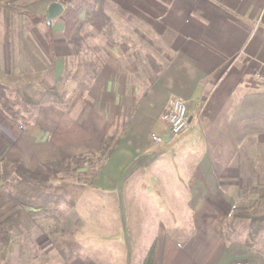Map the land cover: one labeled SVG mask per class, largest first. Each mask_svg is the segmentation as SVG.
Here are the masks:
<instances>
[{
  "label": "crops",
  "instance_id": "obj_1",
  "mask_svg": "<svg viewBox=\"0 0 264 264\" xmlns=\"http://www.w3.org/2000/svg\"><path fill=\"white\" fill-rule=\"evenodd\" d=\"M28 1L26 9L41 17L47 15L53 1L64 7L50 27L39 22L29 33L35 37L33 45L37 43L41 51L53 54L56 76L48 81L54 86L65 70L73 43L65 37V0ZM104 3L140 22L145 27L140 33L143 37L163 38L170 53L168 59L159 69L143 70L144 63L126 59L121 45L105 42L87 55L92 65L87 66L91 70L86 88H74L70 108H41L32 119L22 115V129L17 122L0 117V147L31 170L58 158L98 154L107 148L93 175L94 190L122 197L140 195L144 203L135 211H147V206L156 202L171 204L174 210L181 207L186 215L159 225L139 254V264L143 253L152 247L153 264H264L263 256L250 258L229 249L225 231L236 208L238 181L264 179L262 156L256 157L264 148V84L254 80V75L264 70V0ZM91 27L84 22L78 36L92 34ZM9 32L6 39H0L2 51L9 44ZM16 40L13 45L19 52L27 50V40ZM156 61L158 67L157 57ZM175 98L187 102L191 119L176 137L170 135L161 119V113ZM243 103L246 122L248 118L253 122L250 130L263 127L262 133L243 141L250 143L247 148L253 167L248 169L238 155L243 142L238 143L235 133V115ZM153 132L163 140L152 141ZM114 134L117 138L110 145L107 140ZM196 134L199 136L194 139ZM179 195L181 200L175 198ZM128 204L121 203L118 211L126 213ZM78 206L89 212L99 210L89 201H81ZM78 206L74 207L79 210ZM123 218L119 225L124 240L131 244L128 227L132 222L126 215ZM170 227L178 228L177 232ZM123 255L126 264H132V256L128 260Z\"/></svg>",
  "mask_w": 264,
  "mask_h": 264
},
{
  "label": "rangeland",
  "instance_id": "obj_2",
  "mask_svg": "<svg viewBox=\"0 0 264 264\" xmlns=\"http://www.w3.org/2000/svg\"><path fill=\"white\" fill-rule=\"evenodd\" d=\"M28 2V0L2 1L18 7L19 10L26 9ZM96 2L95 0L64 1V12L73 9L79 12L78 14H83L85 18L83 21L92 26L93 32L89 35L85 33L84 36H78L77 41H72L67 65L54 86L48 81L50 77L56 76L53 54L41 51L37 43L33 45L32 41L35 37L29 35L32 33L31 29L40 23L30 16L21 14L19 10L13 12L0 5L2 41L6 39V32L10 30L6 50H0V83L5 86L8 99L6 106L0 101L2 119L17 122L22 129L25 123L19 121L21 118L12 115L13 110L31 119L41 108L56 106L67 110L74 88L79 90L86 88V77L91 70L87 66L92 65L90 62L92 58H87V55L92 54V51L96 52L105 42L121 45L126 50V59H136L144 63L143 70L159 69L168 59L170 53L165 49L167 45L163 38L157 39L151 35L143 37L140 33L141 29L145 31V27L140 22L107 8L105 3L109 19L102 30H97L86 18L94 9L103 6ZM52 21L53 19L50 23ZM18 38L22 42L27 40L28 45L24 46L27 50L19 52L17 46L13 45ZM33 46L40 50H35ZM156 57L160 62L158 67ZM152 58L155 62H152ZM150 61L153 64H148ZM254 80L261 83L255 78ZM116 136L114 134L109 137L107 143L113 145V138H117ZM198 136L196 134L194 139ZM188 138L193 139L191 136ZM246 142H243L242 147L238 149V155L242 160V166L248 169L253 165L249 163L248 152L251 150L247 147L250 143ZM3 150L0 147V227H4L6 234L3 235L0 231V264H126L123 254L127 255L128 260L132 256V264H139V254L146 248L147 241H151L150 237L152 233L155 234L159 225L169 224L170 218L176 220L186 215L181 207L174 210L171 204L159 205L157 202L154 206H147V211H135L137 205L144 203L140 195L122 197L114 193L107 194L94 190L93 175L107 148H102L98 154L84 153L54 160L57 163L58 177L48 185L49 188H44L42 191L36 189V186L31 188L30 183H24V180L16 175L14 167L17 163H21L20 160H13L7 155L6 150ZM257 155H259L256 156L259 157L258 159L262 156L264 167V148H260ZM173 182L177 183V181ZM238 182L240 185L236 189V208L225 228L229 249L240 251L250 258H262V256L264 258V222L261 230L255 226L259 220L257 218L264 215V179L261 177L249 182L244 178ZM229 185L231 186V182ZM230 189L232 190V187ZM175 198L182 199L180 195ZM150 199L154 200L152 197ZM156 199L158 200L159 197ZM81 201L94 203L99 210L95 212L84 210L78 206ZM126 202L132 204L127 205L126 213L118 211L120 204ZM175 204L178 205L177 202ZM73 205L78 206L85 214V226L83 225L73 235L55 234L54 229L68 217ZM154 207L159 210L157 212L151 210ZM125 215L132 222L128 227L131 244L124 240L123 229L119 225ZM138 216H140L139 220ZM158 218L163 222H158ZM169 229L175 232L178 230L173 227ZM143 254L140 264L147 255ZM239 262L242 264V261Z\"/></svg>",
  "mask_w": 264,
  "mask_h": 264
},
{
  "label": "trees",
  "instance_id": "obj_3",
  "mask_svg": "<svg viewBox=\"0 0 264 264\" xmlns=\"http://www.w3.org/2000/svg\"><path fill=\"white\" fill-rule=\"evenodd\" d=\"M97 1L96 3L102 4L103 6L100 5L96 10L92 11L91 15H87L86 18L88 21L97 29V30H102V28L105 26L104 24L106 21H108L109 17L106 14V7L104 5V0H95ZM1 7L6 8L11 11H16L19 10L18 7L11 6L9 4L5 3H0ZM21 14H25L27 16L32 17L35 21L38 22H43L45 21V24L47 27H50V24H47V17L44 16H38L34 14L32 11L25 9V8H20L18 11ZM65 37L69 41H75L78 39V34L81 29V27L84 24V21L80 17V15L74 11L73 9H67L65 12ZM48 36H50L48 34ZM6 93V88L4 85L0 83V101L4 104V106L7 105L8 99ZM243 107L245 108V103L242 104V107L240 110L236 113L235 119H236V138L238 143H241L244 141V139L247 136L250 135H256L260 134L263 132V127H259L258 129H255L254 131L250 130L251 128V120L248 118V123L246 122L247 117L246 114L243 110ZM13 116L23 118L21 113L19 111L14 110L11 112ZM257 122V120H256ZM255 122V123H256ZM260 123V121H259ZM249 125H251L249 127ZM249 127V128H248ZM57 163L54 161H49L46 163H42L39 165L36 169H29L26 166H24L22 163H17L16 166L14 167V171L16 175L24 180V183H30L31 188L38 189L39 191H42V189L47 188L49 184L54 182L57 177H58V170L56 168ZM35 183H32L34 182ZM49 188V187H48ZM258 224H255V226L258 228V230L263 229V222H264V215L257 218ZM85 223V217L81 214L77 208L74 207L71 210V213L66 217L62 223L58 225L56 229H54L55 234H75ZM2 225V224H1ZM0 231H2L3 235L6 234V230H4V227H0ZM4 231V232H3ZM154 255H155V250L154 247H152L149 252L147 253L146 257L143 260L142 264H153L154 263Z\"/></svg>",
  "mask_w": 264,
  "mask_h": 264
},
{
  "label": "built area",
  "instance_id": "obj_4",
  "mask_svg": "<svg viewBox=\"0 0 264 264\" xmlns=\"http://www.w3.org/2000/svg\"><path fill=\"white\" fill-rule=\"evenodd\" d=\"M254 78L264 84V70L256 73ZM161 119L167 124L171 136L181 134L190 125L187 102L180 98L172 99L168 107L161 113ZM151 139L154 142L163 140L155 132L151 134ZM236 264L241 263L237 262Z\"/></svg>",
  "mask_w": 264,
  "mask_h": 264
},
{
  "label": "water",
  "instance_id": "obj_5",
  "mask_svg": "<svg viewBox=\"0 0 264 264\" xmlns=\"http://www.w3.org/2000/svg\"><path fill=\"white\" fill-rule=\"evenodd\" d=\"M63 10H64V7L60 2L58 1L52 2L48 8V13H47L48 23H50L52 19L60 15L63 12ZM189 121H191L190 118H189Z\"/></svg>",
  "mask_w": 264,
  "mask_h": 264
}]
</instances>
